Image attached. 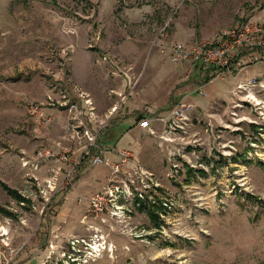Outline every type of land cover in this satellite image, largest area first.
<instances>
[{"label":"rangeland","instance_id":"1","mask_svg":"<svg viewBox=\"0 0 264 264\" xmlns=\"http://www.w3.org/2000/svg\"><path fill=\"white\" fill-rule=\"evenodd\" d=\"M260 16L264 0H0V182L30 200L21 204L0 185V206L12 213H0V264H264L261 77L213 78L212 69L174 65L160 48L215 42ZM254 64L247 75L264 70L263 58ZM154 66L173 77L157 83L158 73L145 72ZM128 75L121 94L141 110L130 107L135 125L141 115L164 118L138 137V152L102 148L119 137L98 136L111 164L93 166L98 149L78 151L77 129L65 124L50 148L47 109L61 110L92 82L96 95L95 82L109 84L124 109L114 88ZM29 102L52 122L39 127ZM179 103L187 119L176 124ZM88 171L96 193L67 201ZM111 188L114 201L96 215L90 198Z\"/></svg>","mask_w":264,"mask_h":264},{"label":"crops","instance_id":"2","mask_svg":"<svg viewBox=\"0 0 264 264\" xmlns=\"http://www.w3.org/2000/svg\"><path fill=\"white\" fill-rule=\"evenodd\" d=\"M257 18H264V17L260 16ZM256 20L257 19H254V21H256ZM258 21H260V20H258ZM261 53H263V51L254 53L251 56L248 55L247 53L246 54L241 53L237 56V58L233 61L232 67H231L232 72L237 71V75H236L237 80L235 83H239V82L244 83L251 78L250 76H252L251 79L256 78V77H261V80L259 82L260 83L262 82L261 83L262 85L264 84V72H263L264 70L260 69V72H261L260 73L256 69L255 71L248 73V75H247V71H249V70H247L248 68H250V67L254 68L257 66V64H254V65H249V64H253V61L256 60L257 58H263L264 59V56H261ZM248 58H249V61H248ZM83 62H84V58H83ZM84 64H85V62H84ZM247 65H249V66H247ZM258 65H260V64L258 63ZM262 65H264V64H262ZM87 66L88 65L85 64V66L83 68L85 71L82 69V67H80V73L81 74L88 71ZM152 69L153 70H151V71L145 70V72L158 73L159 75L154 76V80L157 83H159V81H163V79L173 77L172 70H170V68L169 69L166 68V71H165V69H163L161 67L154 66ZM168 70H170V72ZM131 72L132 71H130L129 73H131ZM133 72H135V71H133ZM139 72H140V70H139ZM211 72L214 74L213 70H211ZM130 79L131 78L128 75L127 81L125 80V81H123V83L120 82V84H118L116 86V88H114V89H116L117 93L121 94L126 89V87H128V85L129 86L131 85ZM90 84L93 85L94 82H92ZM90 84L89 83L88 84L87 83L81 84L80 89L76 91L75 95L77 97L74 98L75 100L73 102H70L69 100L66 101L63 104V107L61 110H56L53 108L47 109L48 115L53 118L52 125L50 124L51 126L49 125L46 128V132L44 134V137H46L48 139V144H49L50 148L52 147L54 142H57V140H58L57 138H59V136H61L62 132H61L60 126H62L63 124H66L67 122H71V124H73L74 128L77 129V131H75V132H76V136H77L76 142L78 144V147H77L78 151H81V153H83L85 155H89L90 150H92L91 147L89 146V140L87 139V137L85 135L82 134L85 129H89L90 132L97 133L98 136H100V138L103 136H105V137H119V139L116 141L111 140V139H108V140L106 139V141L103 142L104 145L103 144L100 145L102 148L114 147L112 150L117 152V153H120L121 152L120 150H122L123 148L131 147L134 151L138 152L139 148L141 147V142L139 141L138 137H141L142 132H144V131L146 132L147 130H142V129L138 128L137 125H135V120L130 115V109H131L130 107L134 106V109H136L134 111H141L140 108H137L136 104H133L130 102L127 104L126 103L127 97L122 96V94H121L120 97H122V102H123V104H125L124 109H123V107H122L123 105L121 106L118 102H116L115 99L113 98V95H110L107 92L108 90H111L110 92H112L113 88H111V86L109 84H107L106 82H95V84H99L97 86H98L99 90L101 91V93L100 94L98 93L97 95L94 94V88L92 87V85L90 86ZM86 101H89V102L86 103ZM71 106H75V109L71 110ZM122 109H123V112H121ZM127 112H128L129 116H125V113H127ZM127 117H129V119H126ZM156 118H163V115H158L156 117L153 116L150 118L141 115L138 118V120L139 121L143 120V119L150 120L151 125H152V121L155 122ZM153 130L154 129H152V127H151L150 132L154 133ZM150 132H148V133H150ZM79 133H80V135H79ZM68 145H70V144L69 143L65 144V146H68ZM52 149H53V147H52ZM49 150H51V149H49ZM49 153L50 152L47 151L48 155H49ZM112 158H113V161L115 162L116 159H118L117 154L114 153L112 155ZM117 161H119V160H117ZM87 170H88V167H87ZM92 173H93V170H92ZM103 176L107 180V183H108L109 179H110V174H108V175L104 174ZM84 177H86L85 178L86 181L84 182V184H81V185H83L85 187L79 188L78 186L80 185V182L81 183L83 182L82 179ZM90 178H91V174L88 171V172H86V174L83 177H81L76 182L74 189H72V191H70V193L67 194L66 200L67 201L73 200V199L77 200L79 197H88V196H91L92 194L96 193V192H93V189L90 188L91 185H94V184H90ZM104 187H105V185L102 188H104ZM75 200H73V201H75ZM71 211H72V207L70 208V212Z\"/></svg>","mask_w":264,"mask_h":264},{"label":"built area","instance_id":"3","mask_svg":"<svg viewBox=\"0 0 264 264\" xmlns=\"http://www.w3.org/2000/svg\"><path fill=\"white\" fill-rule=\"evenodd\" d=\"M160 48L161 53L167 56L171 63L175 65H199L204 71L212 69L214 75L219 77L223 73L232 72V63L239 54L247 53L251 56L254 53L264 50V20L247 21L234 28L226 29L221 32L215 42L185 44L177 41L171 44H164ZM200 94L206 95L202 91H200ZM88 102L89 101H86V103ZM74 109L75 106H71V110ZM187 109V105L184 103H179L171 109L170 116L176 124L184 122L187 119L185 116ZM27 112L39 127H45L52 122L50 117L47 116L45 108L37 103H27ZM156 121L164 122V119L157 118ZM150 124V120L143 119L138 122V127L142 130H149ZM72 127L75 130L70 122L64 125L67 132L71 131ZM83 135L89 140L90 147L98 149V155L91 158V165L111 164L110 158H108L103 151L99 150L96 145L98 134L85 129ZM125 157H127V155ZM113 168L118 170V167ZM114 193L115 191L109 190L102 195H93L90 198L91 211L96 215L101 213L104 209L106 199L110 201V203L114 201Z\"/></svg>","mask_w":264,"mask_h":264},{"label":"trees","instance_id":"4","mask_svg":"<svg viewBox=\"0 0 264 264\" xmlns=\"http://www.w3.org/2000/svg\"><path fill=\"white\" fill-rule=\"evenodd\" d=\"M215 77L216 76L214 75L213 78H215ZM190 172H195V170H191ZM201 172H202V174L204 173L203 171H201ZM0 185H1L2 189L8 194V196L12 197L13 199L18 200L21 204L30 203V200L21 196V194H19V192L17 190L10 188L9 186H7L6 184H4L2 182H0ZM162 209H164V208L162 207ZM0 213L3 215L9 216V217L12 216V213H10L8 210L3 208L2 206H0ZM152 216L155 217L153 214H152Z\"/></svg>","mask_w":264,"mask_h":264},{"label":"bare ground","instance_id":"5","mask_svg":"<svg viewBox=\"0 0 264 264\" xmlns=\"http://www.w3.org/2000/svg\"><path fill=\"white\" fill-rule=\"evenodd\" d=\"M261 87L264 89L263 86H261ZM72 113H73V112H72ZM111 190H112V188H111ZM114 216H117V214L115 213ZM83 218H84V217H83ZM70 257H71V256H70ZM72 257H73V256H72ZM72 257H71V258H72ZM63 260H64V259H63ZM74 262H75V261H74ZM71 263H72V262H71ZM71 263H70V264H71Z\"/></svg>","mask_w":264,"mask_h":264}]
</instances>
